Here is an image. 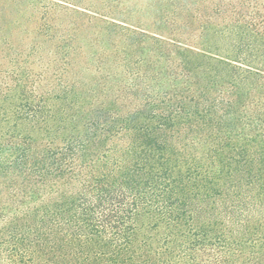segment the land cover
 Masks as SVG:
<instances>
[{
  "label": "trees",
  "instance_id": "obj_1",
  "mask_svg": "<svg viewBox=\"0 0 264 264\" xmlns=\"http://www.w3.org/2000/svg\"><path fill=\"white\" fill-rule=\"evenodd\" d=\"M147 7L0 0V264H264V0Z\"/></svg>",
  "mask_w": 264,
  "mask_h": 264
},
{
  "label": "rangeland",
  "instance_id": "obj_2",
  "mask_svg": "<svg viewBox=\"0 0 264 264\" xmlns=\"http://www.w3.org/2000/svg\"><path fill=\"white\" fill-rule=\"evenodd\" d=\"M61 1L63 3H71L77 4L80 7L91 9L96 11L99 14H105L109 17L117 18L121 21H146L145 17H149L154 15L153 9H148L147 3L148 0H54ZM82 10V8H80ZM30 12V11H29ZM70 17H63L61 21L57 24L59 26V31L62 33L65 29L70 27H76L80 23H83L85 27H91V22H89L88 16H77L75 13H70ZM28 14L26 15V18ZM41 16H38V22H40ZM151 19V18H150ZM72 21V24L70 22ZM54 23V22H53ZM36 24V19L31 21L27 26L32 29ZM65 26H68L64 28ZM86 29H81L79 34L82 37L83 46L87 43V40L90 43V40L94 38L93 32L91 34L86 33ZM23 37H19L17 44H19V48L26 47L29 44V39L25 41L22 40V43L19 42ZM18 47V46H16ZM87 51H89L88 47H85Z\"/></svg>",
  "mask_w": 264,
  "mask_h": 264
}]
</instances>
